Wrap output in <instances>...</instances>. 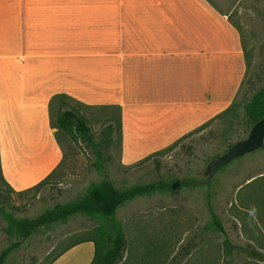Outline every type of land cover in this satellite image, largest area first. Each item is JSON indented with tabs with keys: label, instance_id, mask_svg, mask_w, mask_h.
<instances>
[{
	"label": "crops",
	"instance_id": "crops-1",
	"mask_svg": "<svg viewBox=\"0 0 264 264\" xmlns=\"http://www.w3.org/2000/svg\"><path fill=\"white\" fill-rule=\"evenodd\" d=\"M246 68L240 34L206 0H0V171L15 192L62 160L57 94L121 112L120 165L226 110ZM92 242L52 264H90Z\"/></svg>",
	"mask_w": 264,
	"mask_h": 264
},
{
	"label": "rangeland",
	"instance_id": "rangeland-1",
	"mask_svg": "<svg viewBox=\"0 0 264 264\" xmlns=\"http://www.w3.org/2000/svg\"><path fill=\"white\" fill-rule=\"evenodd\" d=\"M206 1L226 15L238 29L251 54L250 66L245 72L232 111L191 133L164 154L141 164H137L139 160L128 167L121 166L120 147L115 135V143L107 150L112 158L106 164L115 188L124 189L157 179L181 180L191 177L198 182L197 187L184 188L172 194L136 198L117 210L116 219L123 226L127 242L124 253L127 262L171 264L170 259L192 241L191 244L197 245L196 249L185 260L179 257L177 263L211 264L219 255L223 236L208 226L207 195L226 237L233 244L242 247L253 245L257 249L264 247L262 148L231 161L224 170L215 172L208 185L205 175L212 157L223 154L228 143L234 144L248 135L243 106L249 102L257 87L264 86V0ZM252 82L254 86H251ZM80 112L88 119L94 137L103 131L106 118L116 113L115 110L100 109ZM57 141L62 150V160L44 186L16 195L8 192L0 179L2 194L10 200L5 211L11 212L15 218H34L55 204L74 201L85 194L91 183L100 180L93 168L95 157L83 143L61 135H57ZM154 159L156 162H153ZM99 223L75 215L64 224L42 228L23 241L18 249L10 252L4 264H47L71 243L86 239ZM6 227L7 223L0 215V252L17 241L6 234ZM198 234L199 237L194 238ZM156 240L164 241L165 251H156L155 255L149 256L147 249ZM246 261L245 254H238L235 264H247Z\"/></svg>",
	"mask_w": 264,
	"mask_h": 264
},
{
	"label": "trees",
	"instance_id": "trees-1",
	"mask_svg": "<svg viewBox=\"0 0 264 264\" xmlns=\"http://www.w3.org/2000/svg\"><path fill=\"white\" fill-rule=\"evenodd\" d=\"M240 42L247 73L250 66L249 62L251 59V54L250 51L246 49L241 36ZM247 80H249V78ZM251 86H254L253 82L251 83ZM233 103L222 113L216 115L214 118L200 125L192 132L174 141L168 147L146 156L137 164L147 162L155 157L164 154V152L173 148L180 140L186 138L191 133L206 126L215 118L231 112ZM89 109L115 110L116 112H113L111 116L106 118L104 129L98 137H94L88 119L80 112L81 110ZM48 113L50 126L56 131V141L57 135H61L66 136L71 140L83 143L95 157L93 168L98 173L100 180L96 183H91L87 187L86 192L82 197L71 202L55 204L52 208L45 210L34 218L17 219L11 212L5 211V208L8 207L10 200L9 197L2 194V191L0 189V215L7 223L5 232L8 236L17 239L16 242H13L11 245L0 252V264H4L10 252L18 249L23 241H26L33 234L39 232L40 229L49 228L52 225L58 223L64 224L69 218L75 215H81L90 221H100V223L91 233V235L87 236L86 239H80L71 243L66 248L57 253L47 264H52L63 253L73 248L74 246L84 242H92L93 244L94 252L90 264H143L142 262L137 263V261L127 262V258L125 259L124 257V253L126 252L127 248V242L123 226L116 219L117 210L126 203H129L136 198L148 197L152 196L153 194H172L184 188L197 187L198 182L191 177L181 180L157 179L146 184H137L128 188L117 189L109 178L106 164L112 158L111 155L107 153V150L115 143V135L117 137L116 142L118 143L119 147L121 145L120 107L87 106L73 100L72 98L64 94H57L54 95L49 101ZM263 117L264 86H259L252 93L249 102H247L243 106V118L245 119V125L247 127L246 132H248V130L250 131L251 127ZM231 145L232 144L228 143L226 150ZM226 150L224 152H226ZM262 150L264 151V146L262 147ZM153 162H156V160L154 159ZM228 165L229 164L217 169L216 172L224 170ZM57 168L58 167H56V169ZM56 169H54L43 180H41L33 187L20 192H15L6 184V182L2 178L1 171L0 179L2 180L8 192L18 195L30 192L32 190L36 191L40 187L44 186L52 177ZM205 206L210 218L208 226L213 228L216 232L223 236L219 255H217L215 259L213 258L214 262L212 261L211 264H235V259L238 254H245L247 258V264H264V247H260V249H257L253 245H246L242 247L233 244L225 235L223 225L217 214L214 212L209 195L206 196ZM199 235L200 234L195 235L194 238H198ZM156 241V243H152L150 249H147V253L149 256L155 255L156 251H159L161 253L165 251L164 241ZM189 243L190 244L186 247L181 248V253H179L178 251V253L170 259V261L172 262L171 264H178L177 260L179 257L185 260L187 257L191 256L192 251L196 249L197 245L191 244L192 241H190ZM156 260L159 261L158 258ZM146 264L152 263L149 261ZM198 264L209 263L198 262Z\"/></svg>",
	"mask_w": 264,
	"mask_h": 264
},
{
	"label": "water",
	"instance_id": "water-1",
	"mask_svg": "<svg viewBox=\"0 0 264 264\" xmlns=\"http://www.w3.org/2000/svg\"><path fill=\"white\" fill-rule=\"evenodd\" d=\"M263 143L264 117L251 127L245 139L232 144L223 154L211 158L205 169V175L207 176L206 185L209 184L217 169L229 164L234 159L259 150L263 147Z\"/></svg>",
	"mask_w": 264,
	"mask_h": 264
}]
</instances>
